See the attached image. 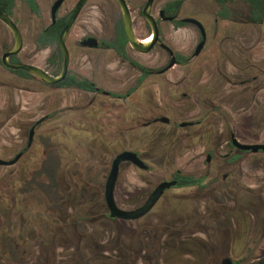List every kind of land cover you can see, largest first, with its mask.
<instances>
[{
    "label": "flooded vegetation",
    "instance_id": "1",
    "mask_svg": "<svg viewBox=\"0 0 264 264\" xmlns=\"http://www.w3.org/2000/svg\"><path fill=\"white\" fill-rule=\"evenodd\" d=\"M93 1L88 0L80 8L61 44V34L80 0L70 2L49 0L45 9L40 0H33L34 8L27 0H0V13L15 25L22 40L20 51L7 57L9 63L31 65L50 78L57 79L62 75L65 57L67 58L62 79L53 84H48L41 77L24 70L6 67L2 59L6 53L13 50L15 38L7 25L0 20V68L9 75V80L17 82L12 84V81L6 83L3 81L0 85L4 98L3 106L0 107V133L8 124L14 131L11 133L13 137V141L10 140L11 147L6 148L0 155V162H3L0 168L9 170L8 175L15 176L17 184L19 183L28 192H38L37 196H39L36 200L39 207L35 209L32 206L25 210L22 208L23 204H20L25 200L17 199L20 198L21 191L11 195L9 199L5 197L6 194L0 193V264H49V260L53 261L55 258V248L75 251L70 258L72 264H81L77 262L80 254L87 264H97L100 259H109L105 264H112L113 261L107 254L119 252L124 247L126 233H124L123 224L138 222L146 217L171 190L204 194L199 198L191 199H189L190 195H186L181 202L180 211L173 209L171 216L179 217L181 240L185 241L178 243L173 240L171 248L187 247L188 249V246H193L195 250H198L196 239L193 241L190 239L197 232H193L190 228L192 218L200 215L198 209L200 201L204 202L206 211H215L217 215L213 216L218 217L235 212L249 214L250 209L253 208L252 210L259 214L264 232V185L258 191L259 193H253L251 186L247 185L250 178L243 175L241 167L242 165L250 167V161H253L254 165L264 170V152L242 150L235 145V143L264 145V141H259L256 133L251 134L250 131L253 125L261 131L264 123V34L251 32L253 28L260 30L264 28V1L256 3L260 18L254 19L251 0H211V2L185 0L176 12L165 11L166 5L174 1L167 0L156 11L157 13L155 12L157 0H154L147 14L153 19L157 30V40L146 53L134 49L128 41L122 13L116 0H111L112 10L108 3L94 5ZM124 1L129 11L133 36L138 43L147 45L144 41L150 37L152 41L153 38V27L143 14L147 0ZM206 4L210 10L196 14L198 19L188 17L196 13L197 5L206 6ZM115 7L116 10H114ZM8 8L11 10L6 12ZM92 9H96V13ZM160 12H163V15ZM92 14L99 18L94 19ZM23 15L24 22H21ZM187 20L196 21L198 24L187 22ZM187 28L194 31L195 41L192 51H182L170 43L176 33ZM225 43L233 50L232 54L235 55L236 62L231 61V57L227 60L224 53L219 51L224 50ZM198 47L200 48L197 52ZM257 47L261 50L256 51ZM156 49L164 53L163 63L159 67L154 66V60L146 64L137 60V58H150ZM210 56L213 58L212 69L206 72L205 62ZM222 60L224 61L221 64ZM196 61L201 69L195 72L193 64ZM119 64L138 74L134 83L124 93L113 91L119 88L118 85L122 86V78L118 77L120 73L115 70ZM225 64L231 65L232 71L224 66ZM176 67L183 70L181 82L167 81L168 74ZM23 82H33L35 87L24 86ZM157 88H160L162 96L168 99H175L177 95H180L181 99L190 100L195 94L199 115L190 118L182 117L183 114L192 111L189 104L178 110L152 104L155 101ZM224 89L228 90L226 95L228 107L225 106V102L215 99L220 90ZM23 92L40 96L39 117L30 123L21 112L23 107L20 105V100L22 102ZM139 92L142 94L141 102L147 105V109L144 114L133 109L130 122L136 120L137 123L140 120H146V122L126 131L122 123L116 124L112 132L116 137H123L125 132L137 137V147L123 151L136 154L145 168L140 169L131 163L124 162L120 165L117 180L123 165L133 166L142 172L152 171L154 160H158L164 166L170 163L172 165L176 156L171 161V151L177 155L182 150L184 142L186 149L190 148L192 151L195 140H199L198 145H202L205 152L204 169L199 172L197 168V170L192 168L186 171L175 168L168 179L161 181H175V186L167 189L148 213L134 221L116 219L119 222L118 226L114 225L116 232L113 237L120 234L119 250L103 252L101 256H87L91 243L81 247L77 241L78 238L72 236V228L68 229L69 225H72L70 222L80 217H89L93 219L90 224L84 221L78 222L83 228L82 234L89 235L105 249L111 248L109 245H112L113 240L112 237L111 242L104 245L87 231V228H92L96 223L109 221L97 219L104 213L108 214L103 196L108 173L104 185L94 189L96 182H93L91 187L89 175L93 173L95 177L97 173L94 172L93 164H90L89 159L96 157L97 153L95 154L94 151L96 143L90 140L96 136L99 138L104 133L100 122L107 115L108 103L130 100ZM71 94L79 95L74 105H71ZM48 101H51L50 106L47 105ZM65 102L69 105L66 106ZM241 110L245 113L243 117H240L243 120L242 130L245 137L251 140L253 138L254 142L244 141L240 135L239 137L237 135L240 131H233L230 116ZM74 112L84 114L85 120L88 121L86 131L90 134V138L82 147L77 146L76 151L72 153L67 145L69 142L67 139L58 142L56 146L52 144L47 126ZM255 118L260 120L254 123L252 120ZM219 122L222 123L221 129L216 128ZM210 136H216L217 140L213 142L209 139ZM141 137H144L141 141L143 144L140 142ZM187 154L188 151L185 152V155ZM197 160L198 157L195 158V161ZM213 161L214 166L211 165ZM66 170H71L69 179L65 178ZM180 175H192L201 181L193 186H178L176 177ZM79 183H83L86 194L90 192L89 188L93 191L87 194L91 197L87 203L76 202L73 198ZM115 187L116 183L113 191L114 202L120 208L115 200ZM50 189L53 197L50 198L51 202H48L47 193ZM142 193L143 190H139L137 195L140 197L133 202L138 204L136 208L140 207L150 195L149 193L145 200H141ZM215 195H217L216 198ZM43 196L46 202H43ZM242 196L244 200L241 201ZM34 198L35 195H32L28 200L35 201ZM43 203L48 204V210H43ZM99 208L100 210H97ZM190 210H195L196 215L191 214ZM248 218L251 224L250 215ZM65 222L67 223L64 224ZM65 225L68 226L64 229L68 235H64L62 244L51 242L49 238L51 233L59 232L61 226ZM43 231H45L44 235ZM29 232L34 233L36 239L38 233L40 235L36 243L38 251L33 252L34 249L31 248ZM2 237L5 243L1 242ZM70 238L74 239L75 243L69 244L66 241ZM79 245L80 248H84L80 249V254L75 249ZM49 250H53L51 257ZM225 259H229L231 264H246L243 259L233 263L228 257L222 258L220 264ZM82 264H84L83 261Z\"/></svg>",
    "mask_w": 264,
    "mask_h": 264
},
{
    "label": "rangeland",
    "instance_id": "2",
    "mask_svg": "<svg viewBox=\"0 0 264 264\" xmlns=\"http://www.w3.org/2000/svg\"><path fill=\"white\" fill-rule=\"evenodd\" d=\"M48 1L49 0H40V3L44 6V9L49 3ZM68 1L70 2L71 0ZM165 1L167 0H157L155 12L165 3ZM208 1L211 2V0ZM93 2L94 5H106L108 3V6H110V9L112 10L111 0H94ZM114 10H116V7ZM208 10H210V7L207 4L206 6L197 5L195 7L196 13L188 15V17L198 19L196 14H201L202 12H206ZM92 11L96 13L97 10L92 9ZM92 16L94 19L99 18L95 14H92ZM24 18L25 16L23 15L21 17V22H24ZM193 32L194 31L191 28L184 29L181 32L176 33L170 43L182 51H192L195 41ZM251 32L264 34V28L261 30L259 28H253ZM227 43H225L226 47L224 50L220 49L219 51L224 53L227 60H229L231 57V61L236 62V57L234 54H232L233 50L230 49ZM260 50L261 48L257 47L256 51ZM163 55L164 53H162L159 49H156L150 58H137V60L145 64L151 60H154V66L159 67L163 63ZM212 59L213 58L210 56L208 61L205 62L206 72H210V69H212ZM223 61L224 60L221 61V64ZM224 66L232 71L231 65L225 64ZM200 69L201 66L198 64V61H196L193 64V70L196 72ZM115 70H118L120 73L118 74V77L122 78V86L118 85L119 88H114L116 90L113 91L124 93L126 89L134 83L138 74L134 71H129V69L124 68V66L121 64L117 65ZM182 73L183 70H181L179 67L174 68L168 74L167 81L176 83L181 82ZM8 77L9 75L0 68V85H2L3 81H5V83L7 81H12V84L17 83L15 80H9ZM207 77H209V74H207ZM158 80L159 79H157V81ZM23 84L24 86L26 85L30 88L35 87L33 82H23ZM1 87L2 86H0V107L3 106L4 102L2 93L3 91ZM161 91L162 90L160 88L155 90V101H153L152 104L161 105V107H168L174 110L181 109L183 106L189 104L191 105L192 111L188 114H183L182 117L190 118L199 115V109L195 103V94L190 98V100H183L181 99L180 95H177V98L175 99H168L162 96ZM227 94V89L220 90L218 97L215 98L220 102H225L226 107H228ZM141 95V92H139L130 100L118 102L112 101L111 104H107V115H105L104 119H102L100 122L102 128L104 129V133L101 137H92L93 139L90 140V142L96 143L94 151L95 154L97 153L96 157L89 159L90 164H93L94 172L97 173V176L95 177H93V173L89 175V179L91 178L92 183L90 184L91 187L96 182L95 186H93L94 189L99 188L100 185H104L105 177L110 168V162L117 153L125 149H134L137 147L136 136L129 135V133L125 132L123 137H116L112 131L114 130L116 124L122 123L123 129L126 131L127 129L135 128V126H138V124L141 125L142 123L146 122V120H140L139 123L136 122L137 120L130 122L133 109L137 110L140 114H144L145 110L147 109V105L144 102H141ZM21 96L23 97L22 102L20 100V105L23 107L21 112L26 117V121L30 123L36 117H39V108L41 103L40 96L30 92H23ZM70 96L71 105H74L77 102L79 95L71 94ZM138 100H140V102H138ZM47 105L50 106L51 101H48ZM65 105L68 106L69 103L65 102ZM244 114L245 113L242 110L233 113L230 116L232 117L230 122L231 126L233 127V131H240V133L238 132L237 134L238 137L240 135V138L244 141L254 142L253 138L251 140L249 137H245V133L242 130L243 120H241L240 117H243ZM259 120L260 118H255L252 120V122L255 123ZM87 128L88 121L85 120L83 113L79 114L78 112L71 113L70 115H67L65 118H62L58 121H53L47 126L48 136L51 137L52 144L56 146L58 142L67 139V141H69L67 145L71 149L70 151L72 153L76 151L77 146L82 147L86 140L89 141L90 134L86 131ZM216 128L221 129L222 123L219 122ZM250 131L251 134L256 133L259 141H264V123L263 129L261 131H259L255 125L250 128ZM12 132L14 131H12L10 124H8L7 127H3V130L0 133V155L4 153L6 148L11 147L10 145L13 141V137L11 136ZM143 139L144 137H141L140 142ZM209 139L214 142L217 140V137L210 136ZM198 141L199 140L194 141V149L192 151L190 148L186 149L185 142L182 143L183 148L182 150L180 149L181 151L177 155H174V153H172L173 151H171V161L172 159L174 160V157L176 156L172 165L170 163L167 166H164V164H160L158 160H154V168L150 172L138 171L133 166L123 165L120 170L119 178L116 182L114 193L115 200L119 207L126 210L136 208L138 204H133V202L137 199V197H140V195H137L139 190H143V197L141 196V200H145L151 190L158 183L170 177L172 171H174L175 168L185 171L194 168L195 170L198 169V171L201 172L204 169L205 152L202 148L203 146L198 145ZM141 144H143V142H141ZM187 151L188 154L185 155V152ZM196 157H198L197 161H195ZM211 165L214 166V161ZM241 167L243 175L245 174V176L250 178V180L247 181V185L251 186L253 193H259L258 191H260L264 185V170L259 169L258 165H254L253 161H250V167H247V165H242ZM71 170L65 171V178H70L72 174L70 172ZM8 171L9 170L5 168H0V193L6 194L7 196L5 197L9 199L11 195L13 196L15 193L21 191L22 194L20 198L17 199L21 201L25 200V202L20 203L23 204V209L26 210L28 207L32 206L35 209L39 207L38 202H36L39 197L37 196L38 192H28V190H25V188L20 186L19 183H16L15 179L17 178H15V176L11 177L8 175ZM12 171L15 172L14 170ZM44 181L46 182V180ZM72 183L74 184L73 180ZM46 186L44 187L45 191ZM76 187L77 192L73 195L75 201L84 203L89 202L91 197L87 194L93 192L91 188H89L90 192L86 194V191L84 192L83 183H79V185ZM32 195H35V201L28 200ZM186 195L191 196L189 199L204 196V194L198 192L188 193L171 190L165 194L155 209L152 210L151 213L146 217L138 222H129L127 224H123L122 227L124 233H126L124 236V247L119 252H109V254H107L111 261H113L112 264H220L221 259L224 257L230 258L233 263L241 259L244 260V263H250L254 262L258 258L264 257V232L263 226L260 224L258 212H255V210H252L253 208H251L249 214L235 212L231 215L226 213L224 216L219 215L218 217L213 216L217 215L215 211H206L203 201H200L199 203L198 209L200 215L192 218L193 220L190 228L193 232H197V234L190 239H192V241L196 239L198 250H195L193 246H188L189 250L187 247H182V249L171 248L173 240L176 242L178 241V243L185 241L183 239L181 240L182 237L179 230L181 229V225L178 220L179 217H173L171 216V213H173L174 210L180 211L181 202L184 201ZM47 196L48 202H51L50 198L53 197V192L51 189L50 192L47 193ZM214 197L216 198L217 195ZM242 200H244V196L241 197V201ZM43 202L46 201L44 200ZM24 205H26V207H24ZM42 207L43 210L49 209L47 203H43ZM97 210H100V208ZM190 212L191 214H194V216L196 215L195 210H190ZM85 214L86 212L84 215ZM249 215L251 217L250 219H252V225L249 222ZM244 217L248 218V220H245ZM87 231L96 236L97 239L105 245L111 242L116 229L112 222L104 220L96 223L92 228H87ZM44 234L45 231H43V235ZM28 236L31 248L32 250L34 249L33 252H35V250L38 251V249H36V243L40 239L39 233L37 235V239L35 238L34 233L29 232ZM70 239L66 240L69 242V244L75 243L74 239ZM1 242L5 243V239L3 237ZM109 246L112 247L114 244ZM54 250L55 258L53 261L49 260V264H72L70 258H72L73 253L75 254V251L73 252L72 249L65 250L61 248H55ZM52 252L53 250H49L50 257Z\"/></svg>",
    "mask_w": 264,
    "mask_h": 264
},
{
    "label": "water",
    "instance_id": "3",
    "mask_svg": "<svg viewBox=\"0 0 264 264\" xmlns=\"http://www.w3.org/2000/svg\"><path fill=\"white\" fill-rule=\"evenodd\" d=\"M87 1L88 0H80V2L78 3L73 15L71 16V18L67 24V26L65 27V29L63 30V32L61 34V37H60L61 44L63 43L64 36H65L69 26L71 25L72 21L76 17L80 8ZM116 1L118 3L120 10H121V13H122V19H123L126 37H127L128 41L130 42L131 46L134 49L138 50L141 53H146L157 40V30H156V27L154 26L153 19L150 18L147 14L149 7L151 6V4L153 3L154 0H147L146 6H145L144 11H143L144 18L153 27V38H152L151 43H149L147 45H143L141 43H138V41L133 36L132 28L130 25L129 11L127 9V5L125 4V1L124 0H116ZM160 14L163 15V12H160ZM0 20L3 21L7 25V27L11 30V32L13 33L14 38H15V44H14L13 50L6 53L3 56V59H2L3 64L6 67H9V68L14 69V70L20 69V70H24L28 73L37 75V76L41 77V79L44 82H46L48 84H53V83L59 82L62 79L63 74H64L65 69H66V65H67V63H66L67 58L66 57H65V63H64L62 75L57 79L50 78L49 76H47L45 73H43L41 70H39L38 68H36L34 66L23 65V64H11L7 61L8 56L14 55L20 51L22 40H21V35H20L18 29L15 27V25L6 16H4L1 13H0ZM187 22H192V23L198 24L196 21H193V20H187ZM199 48L200 47H198L197 52H198ZM235 145L239 149H242V150H250L252 152H257V151L261 150L264 152V145H239L237 143H235ZM124 162L131 163L140 169L145 168V166L143 165V162L137 157L136 154L129 152V151H123V152L117 154L114 157V159L112 160L110 170H109L107 178H106L103 196H104L105 205H106V208H107V211H108L110 218L123 220V221H134V220L141 218L146 213H148L154 207V205L157 203V201L162 197L164 192L167 189H170L171 187L175 186L176 182L175 181H165V182H161L160 184H158L154 188V190L150 193V195L145 200V202L140 207H138L136 209L128 210V211L120 209L116 206V204L114 202L113 191H114V186H115V183H116V180L118 177L120 165ZM0 164H3V162H0ZM222 264H231V261L229 259H225Z\"/></svg>",
    "mask_w": 264,
    "mask_h": 264
},
{
    "label": "trees",
    "instance_id": "4",
    "mask_svg": "<svg viewBox=\"0 0 264 264\" xmlns=\"http://www.w3.org/2000/svg\"><path fill=\"white\" fill-rule=\"evenodd\" d=\"M27 1L33 7V0H27ZM183 1H185V0H174V1L170 2V3H168L166 5V7H165V11H167V12L175 11L176 12ZM263 1L264 0H251L250 1L251 5L253 7L252 15L254 16V19H259L260 18L258 10H257L258 7H257L256 3L257 2H263ZM10 10H11V8L10 9L8 8L6 12H9ZM77 85H79V84H77ZM176 178H177V181H178V186H193L195 184H199L200 181H201V179L195 178L192 175H180V176H177ZM97 219H108L114 225H117V226H118V222H119L116 219H111L107 213L102 214ZM91 220H93V219H90L89 217L77 218L75 221L70 222V223H72V225H69V228L66 225L65 226H61V230L59 231L60 233L59 232H53V233H51L49 238H50L51 242H54V243L55 242H59L60 244H62V241L64 239V235L65 236L68 235L64 229L72 228V236H75L76 238H78L77 241H78V243H80L81 247L82 246L84 247L85 244L87 245L88 243H91L90 244V246H91L90 249L87 250V252H88L87 256H91V255H93V256L94 255L101 256L100 254H102L103 252L119 250V247L121 246L120 234L115 235L113 237L112 244H114V246L111 247V248H108V249H105L103 247V245L95 242L89 235L82 234V232H83L82 229L83 228L80 226V223H78V222L84 221L85 223L90 224ZM66 223L67 222H65L64 224H66ZM79 236H81V237H79ZM80 245L77 246V248H75L76 250L79 251V254H80V249H84V248H80ZM85 248H87V247H85ZM107 260H109V259H100L99 263H97V264H105V262H107ZM82 261L84 262V264H87L85 262L84 257L80 254L79 255V259H78L77 262L82 264ZM246 264H264V257L258 258L254 262H250V263H246Z\"/></svg>",
    "mask_w": 264,
    "mask_h": 264
},
{
    "label": "bare ground",
    "instance_id": "5",
    "mask_svg": "<svg viewBox=\"0 0 264 264\" xmlns=\"http://www.w3.org/2000/svg\"><path fill=\"white\" fill-rule=\"evenodd\" d=\"M150 41H151V37H150V38H147V39L144 41V44H148Z\"/></svg>",
    "mask_w": 264,
    "mask_h": 264
}]
</instances>
